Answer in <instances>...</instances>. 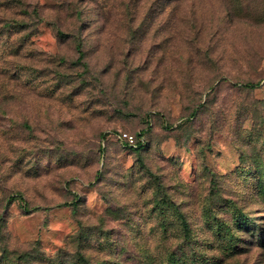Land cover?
Here are the masks:
<instances>
[{"label": "rangeland", "instance_id": "374dc122", "mask_svg": "<svg viewBox=\"0 0 264 264\" xmlns=\"http://www.w3.org/2000/svg\"><path fill=\"white\" fill-rule=\"evenodd\" d=\"M0 264H264V0H0Z\"/></svg>", "mask_w": 264, "mask_h": 264}, {"label": "built area", "instance_id": "2783aa9c", "mask_svg": "<svg viewBox=\"0 0 264 264\" xmlns=\"http://www.w3.org/2000/svg\"><path fill=\"white\" fill-rule=\"evenodd\" d=\"M119 139L129 146H137L138 140L136 134L129 131H121L118 133Z\"/></svg>", "mask_w": 264, "mask_h": 264}, {"label": "trees", "instance_id": "16d2710c", "mask_svg": "<svg viewBox=\"0 0 264 264\" xmlns=\"http://www.w3.org/2000/svg\"><path fill=\"white\" fill-rule=\"evenodd\" d=\"M129 132H130V131H129ZM114 134H115V133H112V134H110V136L113 137V138L119 139L118 135H117V134L114 135ZM139 144H140V146H142L141 142H139ZM181 218H182V221H183V223H184V225H185V228L188 229V225H187V223H186V221H185L184 216L181 215Z\"/></svg>", "mask_w": 264, "mask_h": 264}]
</instances>
